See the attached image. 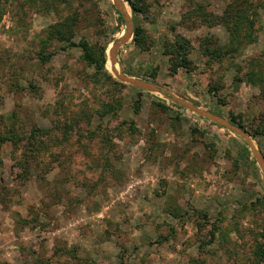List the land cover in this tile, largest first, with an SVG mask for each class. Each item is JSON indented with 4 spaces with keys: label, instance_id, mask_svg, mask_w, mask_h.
<instances>
[{
    "label": "rangeland",
    "instance_id": "374dc122",
    "mask_svg": "<svg viewBox=\"0 0 264 264\" xmlns=\"http://www.w3.org/2000/svg\"><path fill=\"white\" fill-rule=\"evenodd\" d=\"M148 1L156 16L154 21L135 17L128 1L127 7L134 30L136 23L146 28L150 49L141 52L135 48L133 34L119 50V63L112 65L109 48L126 32L125 21L120 23L113 0H83V5L78 0L61 11H47L43 1L32 5L28 0H0V127L2 118L13 111L26 120L27 125L21 130L26 127L28 131L32 124L50 126L56 115L55 107L60 104L64 109L62 118L65 113L71 115L81 108L101 111L99 105L112 102L115 97L122 102L117 115L102 117L94 111L92 116L94 127L102 121L110 129L122 127L113 133L117 156L110 159L114 169L108 171V185L83 198L78 206L68 199L53 206V227L21 228L16 219L18 214L28 217L32 206L42 207V187L59 174V167L44 181L33 177L26 185L17 184L15 177L19 169L15 162L21 145L12 142L2 145L0 191L7 187L12 193L7 204L0 202V263L32 264L37 254L50 256L57 245L75 249L84 264H191L192 258L199 255L200 233L206 234L211 228L208 225L200 232L194 216L188 217L194 211L207 213L212 224L222 219L220 225L224 231L201 249L205 253L201 257L208 264L251 263L255 238L264 224V212L241 210L244 203L264 196V173L257 161L253 163L251 147L241 136L175 103L162 92L141 93L127 83L115 86L111 82L94 81V69L85 66L80 48L61 47L48 63L37 61L39 36L51 24L76 11L81 14V21L75 40L86 38L92 44L108 42L106 68L113 78L117 79L112 72L114 68L124 72L126 66L135 70L140 66L157 68L156 78H140L158 83L203 109L228 119L232 113L242 114L246 122L252 123L257 112L264 109L259 89L246 82L237 88L234 85L237 69L225 68L230 66L229 61L208 67L201 51V36L219 34L224 38V30L202 24L192 28L176 25L173 30L171 26L181 20L182 10L190 0ZM194 1L207 4L210 10L219 13L228 2ZM260 13L263 29L258 40L233 59L236 64L246 65L252 55L264 51V10ZM105 31L110 32L111 41ZM177 32L192 40L191 56L200 71L182 69L170 73L169 55L163 43ZM221 74L226 85L219 94L226 103L208 91L211 78ZM30 81L35 88L31 89ZM18 83L25 87L22 92L17 90ZM136 100L141 103L138 112L134 107ZM131 121L135 125L133 131L128 128ZM252 138L263 154L260 138ZM86 158L79 154L75 160L82 165ZM68 188L70 196L82 194V188L73 182ZM172 207L185 218L174 217ZM162 235L169 239L159 241Z\"/></svg>",
    "mask_w": 264,
    "mask_h": 264
},
{
    "label": "trees",
    "instance_id": "16d2710c",
    "mask_svg": "<svg viewBox=\"0 0 264 264\" xmlns=\"http://www.w3.org/2000/svg\"><path fill=\"white\" fill-rule=\"evenodd\" d=\"M32 5H37L38 2L45 3V9L61 11L65 9L66 5H72L73 2L78 0H28ZM92 1V0H91ZM132 7L134 16H138L147 21H154L156 16L151 11V4L148 0H127ZM80 4H84L83 0H79ZM23 2L22 5H24ZM264 10V0H228L219 11H212L208 8L207 4L190 0L183 8L181 13V20L172 25V29L177 26H187L192 28L198 24L208 25L210 27L220 26L225 33V37L221 38L219 34H211L201 36V51L203 56H206V66H215L219 64L222 66L225 61L230 62V66L225 68L235 67L237 69L234 75V85L238 88L240 83L246 82L252 87H257L260 95L264 101V51L257 55H252L246 65L236 64L233 60L238 54L247 48L248 45L258 40L259 33L263 29L262 16L260 10ZM119 16L120 23H124L122 13L116 11ZM80 13L74 11L66 15L62 19L51 24L43 36H39V42L36 47V58L40 64L48 63L52 57L57 53L59 48H80V58L87 68L94 69L92 78L96 82H111L115 86L127 85L117 79L106 68L107 63V46L106 43H91L86 38L75 40V34L79 27ZM118 28V26H117ZM115 29H113L114 31ZM106 37L109 38L110 32L105 31ZM111 41V38H109ZM133 43L135 48L141 52L150 49L151 39L146 28L136 23L134 30ZM165 53L169 55V71L171 74L178 73L180 70L197 71L201 68L192 59V50L194 45L192 40L184 34L177 32L172 39L166 38L164 43ZM123 64V60H120ZM157 68L140 66L139 70L134 67L126 66L125 72L130 75L142 78H156ZM90 76V75H89ZM130 85V84H128ZM224 74L214 76L209 83L208 91L211 96H218V100L226 103V99L220 96V91L225 87ZM132 86V85H131ZM31 89L35 88V84L30 81ZM134 87V86H132ZM17 90L22 92L25 89L22 84H17ZM136 88V87H134ZM139 92H144L138 89ZM114 92V89H112ZM260 98V97H259ZM159 105L165 109L169 107L157 100ZM61 103V102H60ZM62 104L55 107V118L52 120L50 126H41L39 124H32L27 131L23 127L25 121L19 117L16 111L4 116L1 120L2 126L0 127V152L1 147L6 142H12L15 146L21 145V152L17 156L15 166L19 169L16 173L15 180L17 184L26 185L33 177L39 180H45L51 175L55 167H59L56 174L52 177V181L48 182L43 189V198L41 200V208L32 206L29 210L28 217H22L18 214L17 221L21 228L53 227L52 212L53 206H57L68 199L70 203L76 206L80 205L83 198L89 197L91 194H96L100 189L108 185L109 173L114 169L113 162L110 161L112 155L117 156L115 153V146L113 144V133L118 132L122 127L117 126L114 129L104 127L102 121L99 125H93V112L99 113L102 117L113 114L117 115L118 111L122 108V102L118 97H115L112 102H104L99 105L101 111L95 108L94 111L81 108L78 112L65 113V116L60 118L64 109ZM175 105V104H174ZM60 106V107H59ZM181 107L179 105H176ZM135 110L138 112L141 107L140 100H136ZM254 120L246 122L242 114H230V120L245 129L254 138H260V145L264 154V109L257 112ZM83 128L81 129V125ZM81 123L78 127L75 124ZM127 123V121H123ZM134 121L128 122V128L134 130ZM129 131V130H128ZM203 131V130H202ZM131 133V131H129ZM204 132V131H203ZM132 135V133H131ZM246 143V142H245ZM247 144V143H246ZM248 145V144H247ZM82 154L88 156L82 165H79L75 160L76 156ZM2 160H0V165ZM253 163L256 164L255 158ZM78 167V170L76 168ZM75 183L76 186L82 188L80 196H70L68 186ZM12 191L4 187L0 191V202L7 204L11 197ZM245 209L261 210L264 212V196L258 197L254 201L244 203L241 212ZM171 213L174 217L185 218L175 207H172ZM189 214V213H188ZM194 216L196 225L200 232L206 229L208 225L211 228L205 234L199 235L198 239L201 241L199 255L192 258L191 264H208L206 258H202L203 247L207 243L213 242L217 233H222L221 220L210 223L208 214L203 211H194L188 217ZM208 236L209 240L203 238ZM169 237L160 236L159 241L168 240ZM256 243L253 249V259L250 264H264V224L260 232H258ZM24 248V246H23ZM36 255V253L34 252ZM205 254V253H204ZM65 256V259L62 257ZM84 264L82 260L76 256L75 249H69L67 246H54V251L50 256H43L37 254L32 264ZM2 264V263H0Z\"/></svg>",
    "mask_w": 264,
    "mask_h": 264
},
{
    "label": "water",
    "instance_id": "95a60500",
    "mask_svg": "<svg viewBox=\"0 0 264 264\" xmlns=\"http://www.w3.org/2000/svg\"><path fill=\"white\" fill-rule=\"evenodd\" d=\"M113 2L116 7V10L122 13L121 16H123V20L125 21V24H126L125 34L121 36L120 38H117L116 40H114L109 48L110 50L108 54V59L112 65H115L116 63H119L118 53H119L120 48L126 45L134 34V23H133L132 15L128 11L127 1L126 0H113ZM112 72L118 80L124 83L130 84L138 89H142L145 91L149 90V92H162L165 95H168L175 103L181 106H184L185 108L199 114L200 116L208 120H211L214 123L217 122V124L227 127L231 131L237 133L250 145L255 159L258 165L260 166L262 172L264 173V156L260 152L256 144L254 143L252 136L249 134V132L241 128L239 125L233 123L230 119L220 114L214 113L210 110L203 109L197 106L196 104H194L193 102H190L184 98L176 96L158 83L145 80L140 77L131 76L127 74L126 72H124L123 69L116 70L114 68L112 69Z\"/></svg>",
    "mask_w": 264,
    "mask_h": 264
}]
</instances>
